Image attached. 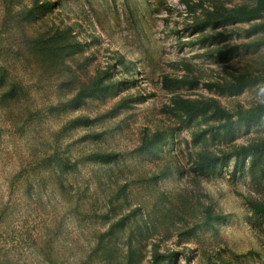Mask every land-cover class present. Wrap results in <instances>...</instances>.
<instances>
[{
	"label": "rangeland",
	"instance_id": "1",
	"mask_svg": "<svg viewBox=\"0 0 264 264\" xmlns=\"http://www.w3.org/2000/svg\"><path fill=\"white\" fill-rule=\"evenodd\" d=\"M255 3L0 0V264H264Z\"/></svg>",
	"mask_w": 264,
	"mask_h": 264
},
{
	"label": "trees",
	"instance_id": "2",
	"mask_svg": "<svg viewBox=\"0 0 264 264\" xmlns=\"http://www.w3.org/2000/svg\"><path fill=\"white\" fill-rule=\"evenodd\" d=\"M264 14V0H256V3L254 5H241V6H237L234 7L232 9H230L227 13H226V18L229 20H233V21H252L254 19H258L261 18ZM260 25H254L253 27H251L249 29L250 33H253L257 30H259ZM238 85L236 86V88H240L248 83L251 82V78L248 77L246 74H241L238 78ZM250 116H255V115H263L264 116V103L261 104L259 107H255L253 108L250 112H249ZM206 159L210 160L213 157L210 156H205ZM255 208L258 210H264V204H256Z\"/></svg>",
	"mask_w": 264,
	"mask_h": 264
}]
</instances>
